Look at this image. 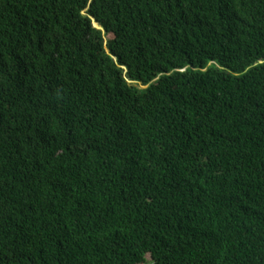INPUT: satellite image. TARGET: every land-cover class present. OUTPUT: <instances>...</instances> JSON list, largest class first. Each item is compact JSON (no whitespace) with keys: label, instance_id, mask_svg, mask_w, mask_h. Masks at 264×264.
I'll list each match as a JSON object with an SVG mask.
<instances>
[{"label":"trees","instance_id":"trees-1","mask_svg":"<svg viewBox=\"0 0 264 264\" xmlns=\"http://www.w3.org/2000/svg\"><path fill=\"white\" fill-rule=\"evenodd\" d=\"M0 264H264V0H0Z\"/></svg>","mask_w":264,"mask_h":264},{"label":"rangeland","instance_id":"rangeland-1","mask_svg":"<svg viewBox=\"0 0 264 264\" xmlns=\"http://www.w3.org/2000/svg\"><path fill=\"white\" fill-rule=\"evenodd\" d=\"M139 88H142L141 86H138Z\"/></svg>","mask_w":264,"mask_h":264}]
</instances>
